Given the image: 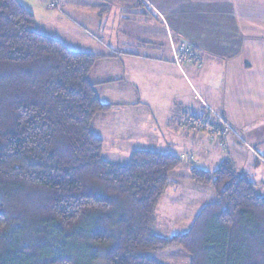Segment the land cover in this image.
Instances as JSON below:
<instances>
[{
    "label": "trees",
    "instance_id": "obj_1",
    "mask_svg": "<svg viewBox=\"0 0 264 264\" xmlns=\"http://www.w3.org/2000/svg\"><path fill=\"white\" fill-rule=\"evenodd\" d=\"M34 22L0 0V264H160L151 252L173 246L188 264H264V194L228 160L189 170L215 202L184 234L156 235V207L185 162L148 150L107 162L92 128L111 107L87 78L100 57Z\"/></svg>",
    "mask_w": 264,
    "mask_h": 264
},
{
    "label": "crops",
    "instance_id": "obj_2",
    "mask_svg": "<svg viewBox=\"0 0 264 264\" xmlns=\"http://www.w3.org/2000/svg\"><path fill=\"white\" fill-rule=\"evenodd\" d=\"M18 1L36 11L33 0ZM69 1L62 0L68 16L42 12L34 30L100 57L87 78L111 107L92 128L107 162L125 165L136 150L192 156L170 174L167 189L184 203L190 197L196 212L216 199L191 180L192 167L212 173L228 160L264 194V0H89L94 12ZM208 109L240 139L191 132ZM163 214L155 217L158 237L186 232L185 213Z\"/></svg>",
    "mask_w": 264,
    "mask_h": 264
},
{
    "label": "rangeland",
    "instance_id": "obj_3",
    "mask_svg": "<svg viewBox=\"0 0 264 264\" xmlns=\"http://www.w3.org/2000/svg\"><path fill=\"white\" fill-rule=\"evenodd\" d=\"M33 1H31V2L33 3V6L37 12L35 10H33L32 8H30V9H32L31 11H32V13H34L35 19L37 17V24H39V25L42 24L40 20H42L44 18L43 13H45V12H47L48 14L58 13V14H60L61 17L64 15L68 16L67 11H65V9L63 8L62 0L61 1H59V0H33ZM28 2H30V1H28ZM51 3L57 4L58 8L56 7V8L48 9V7ZM67 3L69 4V7H71L72 9L75 8V9H78L79 11L84 10L86 12H90V11L94 12V10H93L94 4L89 2V0H70ZM91 39L94 40V37L91 36ZM184 116L186 117L185 114H184ZM203 119H205V118L201 117V119H198L197 121H194L193 123H195V125L198 126V125H200V123ZM200 131L208 132L212 137L214 136L206 129H200ZM233 131L235 134L238 135V132L236 130L233 129ZM191 132L199 133V131H197L195 129H191ZM229 135L233 136L234 134H229ZM226 136H228V135H226ZM224 147H225V145L223 144V148ZM185 158L186 159H183V160L181 159V160L184 162L185 161L189 162V160H187L188 157L185 156ZM192 162H190V163H192ZM181 192L184 193L183 190H181ZM168 193L173 194V192H170L169 189H167L165 191V193L161 197V199L158 202V205L156 207V209H157L156 214H158L160 209H161L164 212V214H163L164 218L169 219V220H175L176 214H179L180 216H182L183 213H185L187 215L186 218L189 219L186 221V222H188V227H185V229H184L187 231V228H189V224H191V222L193 223L194 218L199 213V212H196L197 209H194V206L196 203L195 204L192 203L190 201V197H186L188 200V203H184L183 201H181L177 198H174V197L172 198V196L170 197ZM159 231L160 230L158 229V227H156V232L159 233ZM166 232L167 231L164 232L163 235H165V236L163 238H168V236H166V235H169L170 232H167V233ZM151 257H153L160 264H188V256L186 253H184L182 251V249L180 247H174L173 246L170 248L162 249V251L151 252ZM96 264H102V262H98Z\"/></svg>",
    "mask_w": 264,
    "mask_h": 264
},
{
    "label": "built area",
    "instance_id": "obj_4",
    "mask_svg": "<svg viewBox=\"0 0 264 264\" xmlns=\"http://www.w3.org/2000/svg\"><path fill=\"white\" fill-rule=\"evenodd\" d=\"M54 5V3L50 4L49 8H52ZM207 111L208 113L205 116L206 118L201 121L200 125L196 126L193 124L194 129H206L212 135H214L215 138L220 140L229 134H234V138L240 139L239 136L234 133L233 128L230 127V125L224 119H222V117L218 116L213 110L211 111L208 109ZM181 159L183 160L186 158L185 156H181ZM187 160L191 161L192 156L188 157ZM258 160L264 161L261 158H258Z\"/></svg>",
    "mask_w": 264,
    "mask_h": 264
}]
</instances>
